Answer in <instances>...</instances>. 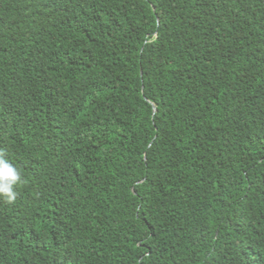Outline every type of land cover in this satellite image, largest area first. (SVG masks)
I'll return each mask as SVG.
<instances>
[{
  "label": "trees",
  "instance_id": "1",
  "mask_svg": "<svg viewBox=\"0 0 264 264\" xmlns=\"http://www.w3.org/2000/svg\"><path fill=\"white\" fill-rule=\"evenodd\" d=\"M0 151V264H264V0H0Z\"/></svg>",
  "mask_w": 264,
  "mask_h": 264
},
{
  "label": "clouds",
  "instance_id": "2",
  "mask_svg": "<svg viewBox=\"0 0 264 264\" xmlns=\"http://www.w3.org/2000/svg\"><path fill=\"white\" fill-rule=\"evenodd\" d=\"M27 183L21 170L0 151V201L13 204L19 196L18 189Z\"/></svg>",
  "mask_w": 264,
  "mask_h": 264
},
{
  "label": "water",
  "instance_id": "3",
  "mask_svg": "<svg viewBox=\"0 0 264 264\" xmlns=\"http://www.w3.org/2000/svg\"><path fill=\"white\" fill-rule=\"evenodd\" d=\"M153 112H156V107L153 106Z\"/></svg>",
  "mask_w": 264,
  "mask_h": 264
}]
</instances>
